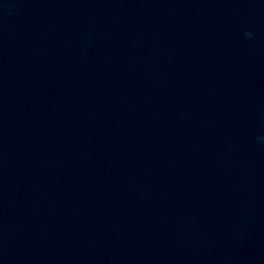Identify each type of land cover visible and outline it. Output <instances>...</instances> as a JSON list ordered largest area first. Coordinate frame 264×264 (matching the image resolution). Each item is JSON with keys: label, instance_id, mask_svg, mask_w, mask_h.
<instances>
[{"label": "clouds", "instance_id": "1", "mask_svg": "<svg viewBox=\"0 0 264 264\" xmlns=\"http://www.w3.org/2000/svg\"><path fill=\"white\" fill-rule=\"evenodd\" d=\"M244 34H245V36H248V37H251L252 36V33L251 32H245Z\"/></svg>", "mask_w": 264, "mask_h": 264}]
</instances>
